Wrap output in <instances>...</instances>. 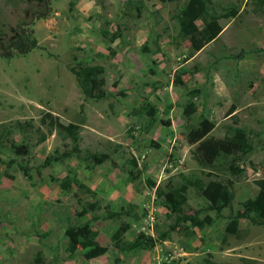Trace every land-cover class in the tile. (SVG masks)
<instances>
[{
    "label": "rangeland",
    "instance_id": "obj_1",
    "mask_svg": "<svg viewBox=\"0 0 264 264\" xmlns=\"http://www.w3.org/2000/svg\"><path fill=\"white\" fill-rule=\"evenodd\" d=\"M71 1L0 0V264H264L263 225L243 218L238 235L225 230L264 179L262 6L212 0L217 14L240 13L221 18L220 35L191 56L179 25L188 0ZM97 64L105 68L101 99L87 97L71 70ZM46 113L80 125V152L50 132ZM205 117L216 138L249 135L254 149L239 176L196 162L188 133ZM13 142L28 152L17 154ZM95 153L108 158L96 163ZM190 175L233 179L231 207L218 212L217 196L189 187L186 212L212 216L211 225L182 221L167 240L121 250L113 235L123 222L127 242L157 239L174 222L158 190ZM84 224L91 242L77 231ZM93 242L106 252L87 259Z\"/></svg>",
    "mask_w": 264,
    "mask_h": 264
},
{
    "label": "trees",
    "instance_id": "obj_2",
    "mask_svg": "<svg viewBox=\"0 0 264 264\" xmlns=\"http://www.w3.org/2000/svg\"><path fill=\"white\" fill-rule=\"evenodd\" d=\"M262 6L264 13V0H255ZM75 0H72L71 8L75 6ZM241 8L232 6L223 8L221 14L216 13L215 4L212 0H188L185 6L181 9L179 15V25L182 35L190 41V55L193 56L196 52L202 50L208 43L215 40L223 31L221 18H235L240 13ZM198 20L202 21L203 25L198 24ZM33 45L36 40H32ZM75 74L79 85L87 97L101 99L106 97L105 89V68L103 65H87L84 67H71ZM152 116L153 111H149ZM50 132L56 131L64 142L70 141L72 149L75 152H80V125L74 122L66 123L52 113H46ZM82 123V122H81ZM216 123L205 117L199 125L192 128L188 133V141L195 145L193 155L202 169H213L218 163H222L225 169L234 177L239 176L244 168L241 163L246 161L247 156L253 151V143L246 131L237 129L232 134L216 138L210 135L215 128ZM46 135L41 136V140L46 139ZM68 144V142L66 143ZM13 148L17 154H26L27 148L25 145L16 144L13 142ZM96 163H102L108 158V154L95 153L92 155ZM51 158L44 164L51 163ZM55 160H57L55 158ZM24 174L32 178V173L28 167H22ZM70 175L65 178V182H61V186L65 190H69L72 185ZM260 190L256 197L248 198L243 203V208L237 211L235 216L230 217L226 225L227 234H239V222L241 219H248L254 224L264 226V179L258 182ZM189 187L200 190H207L217 196V205L215 209L220 212L225 208L231 207L234 199V181L233 179H210L204 181L198 175L184 176L181 184L169 191H160L158 194L163 195L166 205L173 214H175L174 222L169 227L158 233L157 239L147 237L141 234L133 241L127 242L123 240L124 234L130 229L131 224L123 222L114 233L117 246L121 250L132 251L141 247H150L154 245L156 240H167L172 231L181 228L182 221H190L193 227L204 228L211 225L213 217L206 215L201 218L198 214H190L186 212L185 205L187 204V190ZM111 216H119L120 212L109 210ZM77 231L83 239L89 242L93 239L91 236V228L88 224H84L77 228ZM92 238V239H91ZM91 247L86 251L87 259L98 257L106 252V247L98 242L91 243ZM70 253L75 252V245L69 247ZM212 264H216L211 262ZM246 264H257L255 259H246Z\"/></svg>",
    "mask_w": 264,
    "mask_h": 264
}]
</instances>
